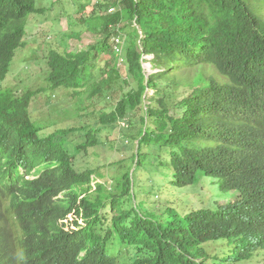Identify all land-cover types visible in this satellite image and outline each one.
Wrapping results in <instances>:
<instances>
[{
  "label": "trees",
  "instance_id": "1",
  "mask_svg": "<svg viewBox=\"0 0 264 264\" xmlns=\"http://www.w3.org/2000/svg\"><path fill=\"white\" fill-rule=\"evenodd\" d=\"M103 7L89 21L103 40L45 58L48 90L70 98L107 101L115 85H129L76 142L75 128L43 133L30 116L43 90L16 94L4 85L28 17L46 9L36 0H0V264H254L264 255V0H105ZM113 35L122 38L120 52L107 46ZM144 56L156 73L146 76ZM182 71L197 73L183 81ZM158 81L181 87V98L160 96ZM147 90L155 106L143 104ZM138 110L135 168L143 149L155 148L153 167L174 187L205 176L237 198L215 210L147 218L130 204L129 164L119 161L110 179L76 168L75 155L97 147L99 131L129 126Z\"/></svg>",
  "mask_w": 264,
  "mask_h": 264
},
{
  "label": "rangeland",
  "instance_id": "2",
  "mask_svg": "<svg viewBox=\"0 0 264 264\" xmlns=\"http://www.w3.org/2000/svg\"><path fill=\"white\" fill-rule=\"evenodd\" d=\"M104 1L36 0V7L45 8L46 12L43 15L32 14L27 19L24 46L17 51L4 85L10 87L16 94H22L28 90H43L34 97L29 108L30 116L43 127V133H50L55 129L75 128L70 135V140L76 139V142H80L78 131L89 127L97 128L95 124L98 122V111H109L105 108V102L108 106L114 105L120 98L121 91L129 88L128 83L121 87L115 85L114 94L107 101L103 99L90 101L86 98L81 101L68 97L62 89L49 91L45 80V58L50 50L76 53L86 50L96 40L104 39L100 32L97 34L91 32L89 23L91 18L104 14ZM114 36L108 39V48H112ZM105 53L107 51H104ZM103 59L99 63L102 69L105 61L108 60L107 57ZM143 68L146 76L157 72L151 68L148 60L144 62ZM121 70L126 80L125 67L122 66ZM203 72L206 76L215 77L216 75L208 68L203 69ZM196 73L197 71L191 73L182 71L177 78L190 81ZM95 75H98L97 71ZM157 85L160 96H167L168 100L175 95L177 100L181 98L180 93L183 91L181 87L173 90L165 81H158ZM153 96L154 91L147 90L143 104L155 106L150 102ZM85 107V111L79 110ZM141 114V110L132 113L129 117V126L124 122L99 131L98 146L90 149L86 154L75 155L76 168L103 171L110 179L112 176H119V166L122 165L119 161H123V164L127 166L129 164L131 172L135 170L131 175L130 204L139 214L146 215L147 218L155 217L158 220H164L167 209L179 212L180 216L188 214L190 210L201 208L215 210L237 198L236 192L222 193L216 179L205 176H200L192 186L174 187L170 175L159 170L160 167H153V164L157 163L153 156L158 153L155 148L150 150L149 147L148 149L145 147L143 149V152L147 154L145 161L135 168L131 160L138 151V142L134 137L140 127L138 116ZM165 155L161 154L159 158ZM253 260L254 264H264V255L257 256Z\"/></svg>",
  "mask_w": 264,
  "mask_h": 264
},
{
  "label": "clouds",
  "instance_id": "3",
  "mask_svg": "<svg viewBox=\"0 0 264 264\" xmlns=\"http://www.w3.org/2000/svg\"><path fill=\"white\" fill-rule=\"evenodd\" d=\"M110 9H112L113 11L111 12V13H113V12H115V8L114 7H110L109 9H108V13H110L109 12V10ZM110 13V14H111ZM116 39H119V43H116L115 42V40ZM121 43H122V38H120V36H114L113 37V39H112V44L114 45V48H115V50H116V52H120L121 51ZM123 55V54H122ZM120 56V58L118 59V66H121L122 64H123V56ZM151 56H144L143 57V64L142 65H144V62H146V60H148V62L151 60V58H150ZM150 64V63H149ZM144 69V68H143ZM146 98V97H145ZM70 218L69 219H71L72 218V214H70V216H69ZM67 220L68 219H66V220H62V221H60V224L61 223H63V224H66L67 223ZM67 228V227H66ZM65 228V229H66ZM120 262H122V264H123V261L121 260Z\"/></svg>",
  "mask_w": 264,
  "mask_h": 264
},
{
  "label": "built area",
  "instance_id": "4",
  "mask_svg": "<svg viewBox=\"0 0 264 264\" xmlns=\"http://www.w3.org/2000/svg\"><path fill=\"white\" fill-rule=\"evenodd\" d=\"M112 11H113L112 9L109 10L110 13H111ZM115 42H116V43H119V39H116Z\"/></svg>",
  "mask_w": 264,
  "mask_h": 264
}]
</instances>
